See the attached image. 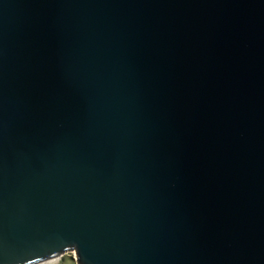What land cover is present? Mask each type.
Listing matches in <instances>:
<instances>
[{
  "label": "water",
  "instance_id": "1",
  "mask_svg": "<svg viewBox=\"0 0 264 264\" xmlns=\"http://www.w3.org/2000/svg\"><path fill=\"white\" fill-rule=\"evenodd\" d=\"M68 253L264 264V0H0V264Z\"/></svg>",
  "mask_w": 264,
  "mask_h": 264
},
{
  "label": "rangeland",
  "instance_id": "2",
  "mask_svg": "<svg viewBox=\"0 0 264 264\" xmlns=\"http://www.w3.org/2000/svg\"><path fill=\"white\" fill-rule=\"evenodd\" d=\"M50 264H75L74 255L72 253L65 254L59 260Z\"/></svg>",
  "mask_w": 264,
  "mask_h": 264
},
{
  "label": "bare ground",
  "instance_id": "3",
  "mask_svg": "<svg viewBox=\"0 0 264 264\" xmlns=\"http://www.w3.org/2000/svg\"><path fill=\"white\" fill-rule=\"evenodd\" d=\"M56 260H58V259H53V260L48 261V262H46V263H44V264H50V263H52V262H54V261H56Z\"/></svg>",
  "mask_w": 264,
  "mask_h": 264
},
{
  "label": "snow or ice",
  "instance_id": "4",
  "mask_svg": "<svg viewBox=\"0 0 264 264\" xmlns=\"http://www.w3.org/2000/svg\"><path fill=\"white\" fill-rule=\"evenodd\" d=\"M30 262H31V260H30Z\"/></svg>",
  "mask_w": 264,
  "mask_h": 264
}]
</instances>
